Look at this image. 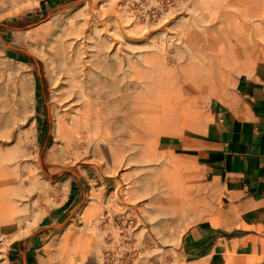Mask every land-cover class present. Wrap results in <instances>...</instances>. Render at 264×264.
<instances>
[{
	"label": "rangeland",
	"instance_id": "obj_1",
	"mask_svg": "<svg viewBox=\"0 0 264 264\" xmlns=\"http://www.w3.org/2000/svg\"><path fill=\"white\" fill-rule=\"evenodd\" d=\"M43 1L0 6V167L7 174L3 177L7 186L0 196V264H113L105 261L107 249L118 252L124 245L116 233L121 229L120 219L125 218L135 221L129 231L133 230L139 240H145L149 231V252L159 263L229 264L221 256L189 255L184 237L199 221L212 220L213 214L225 209L201 157L218 136L221 113L228 109V100L237 90L243 71L264 63L263 35L259 34L256 48L250 46L251 31H264V12L226 19L220 5L209 0L201 3L214 16L201 13L192 0ZM117 4L119 24L113 14L94 18L95 11ZM106 28L140 31L136 37L125 39L123 54L132 60H138L148 47L154 51L166 47L164 61L170 73L164 80L170 94L175 92L176 106L168 112L169 121L160 131L161 139L155 142L149 158L138 153L130 164H116L108 155L50 156L55 143L62 146L54 132V112L58 107L53 97L59 94V75L53 48L32 35L55 32L56 38L62 35L83 46L88 43L81 31L93 39L92 31ZM144 31L150 32L142 35ZM246 33L245 50L221 78L209 84V90L203 95L185 91L181 64L199 60L194 45L202 52L214 51V60L222 59L229 42H237L236 38ZM22 53L28 58L19 59ZM24 70L32 89L34 147L30 152L25 150L24 141L29 125L24 124L25 114L18 107ZM192 96L198 97V106L187 105ZM126 154L130 157V152ZM52 189H57V194L49 192ZM187 195L194 203L189 207L171 209L165 203L166 198L177 202ZM70 228L89 240L71 243L68 257L61 261L51 253L59 250ZM134 240L133 235L130 242Z\"/></svg>",
	"mask_w": 264,
	"mask_h": 264
},
{
	"label": "bare ground",
	"instance_id": "obj_2",
	"mask_svg": "<svg viewBox=\"0 0 264 264\" xmlns=\"http://www.w3.org/2000/svg\"><path fill=\"white\" fill-rule=\"evenodd\" d=\"M23 1L25 0H0V6L10 7ZM201 1L203 0H192V3L201 13L209 12L213 16L216 15ZM209 1L220 5L222 16L226 19L233 16L253 17L264 12V0ZM111 14L119 24L121 20L118 4L113 8L95 11L94 18H105ZM261 19L264 22V14L261 15ZM92 32L94 38L88 39L89 35L81 31L88 43L83 46L69 41L62 35L56 38L55 32H37L32 35V38L38 42L53 48L52 55L59 75L57 81L59 94L53 97L58 107V111L54 112V132L56 141L60 140L62 146L59 147L55 143L49 155L58 157V153H63V157L71 155L75 158H79L81 154L94 158L108 155L116 164H130L138 153L144 158H149L155 142L157 144L161 139L160 131L169 121L168 112L176 106L175 92L170 94L164 80L170 73V68L168 65L165 66L164 61L168 50L164 46L158 47L156 51L148 47L138 60H132L123 54L125 39L127 36L136 37L135 33L140 31H111L106 28L105 31ZM148 32L150 31H144L142 35H148ZM247 34L238 36L235 43L229 42L222 59L214 60V51L202 52L194 45L199 60H188L185 64H181L185 71L182 78L185 91L203 95L205 90H209V84L212 85L221 78L235 57L245 50ZM259 34L263 35L261 38L264 40V31H251L253 38L250 37V46L254 48L258 46ZM63 35H66V32ZM188 41L190 43L192 39ZM21 76V98L18 107L25 114L24 124L29 125L24 131V141L25 150L30 152L34 147L33 122L30 121L32 89L28 72L24 70ZM189 101L188 104L185 103L189 107L198 106L197 96H192ZM127 152H130V157ZM138 171L143 172V170ZM5 172V169L0 167V196L7 186L6 179L3 180V177H7ZM49 192L57 194L58 190L52 189ZM190 196H182L177 202L166 198L165 203L171 209L184 206L183 209L194 204ZM196 207L198 208L199 205L197 204ZM133 218L143 225L139 219ZM121 227L123 231L118 230L116 237L121 236L124 245L118 252L115 248L107 249L106 263L159 262L155 261L154 255L149 252L152 241H147L148 230L145 240H139L133 230L129 231L131 227L127 229L123 225ZM77 235L78 231L70 228L62 238V246L57 252H52V256L57 254L56 256L63 261L72 249L69 246L71 243L77 244L89 240L88 236ZM133 235L136 241L130 242ZM227 256L225 255L224 259H227Z\"/></svg>",
	"mask_w": 264,
	"mask_h": 264
},
{
	"label": "crops",
	"instance_id": "obj_3",
	"mask_svg": "<svg viewBox=\"0 0 264 264\" xmlns=\"http://www.w3.org/2000/svg\"><path fill=\"white\" fill-rule=\"evenodd\" d=\"M221 115L201 159L225 209L192 226L184 246L193 257L264 264V63L243 71Z\"/></svg>",
	"mask_w": 264,
	"mask_h": 264
},
{
	"label": "built area",
	"instance_id": "obj_4",
	"mask_svg": "<svg viewBox=\"0 0 264 264\" xmlns=\"http://www.w3.org/2000/svg\"><path fill=\"white\" fill-rule=\"evenodd\" d=\"M121 221V225L124 226V228H128V227H131L130 229H132L133 227H135V221L133 219H127V221H125V219H120ZM126 222V223H125ZM121 231H123V227H121ZM147 241H151V238L149 237L147 239ZM148 264H171V263H168V262H163V263H159V262H151V263H148Z\"/></svg>",
	"mask_w": 264,
	"mask_h": 264
},
{
	"label": "trees",
	"instance_id": "obj_5",
	"mask_svg": "<svg viewBox=\"0 0 264 264\" xmlns=\"http://www.w3.org/2000/svg\"><path fill=\"white\" fill-rule=\"evenodd\" d=\"M48 1H49V0H45V1H43V3H46V2H48ZM52 1H53V0H52ZM18 58L21 59V60H25L26 58H28V55L25 54V53H22V54L18 55ZM46 138L48 139L47 141H49V139H50L49 129H47V135H46Z\"/></svg>",
	"mask_w": 264,
	"mask_h": 264
}]
</instances>
